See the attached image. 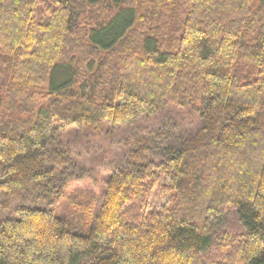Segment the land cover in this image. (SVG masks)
Segmentation results:
<instances>
[{"label":"trees","instance_id":"trees-1","mask_svg":"<svg viewBox=\"0 0 264 264\" xmlns=\"http://www.w3.org/2000/svg\"><path fill=\"white\" fill-rule=\"evenodd\" d=\"M170 106L69 192L63 133ZM0 208V264H264V0H0Z\"/></svg>","mask_w":264,"mask_h":264},{"label":"rangeland","instance_id":"rangeland-1","mask_svg":"<svg viewBox=\"0 0 264 264\" xmlns=\"http://www.w3.org/2000/svg\"><path fill=\"white\" fill-rule=\"evenodd\" d=\"M59 76L64 78V72ZM63 81L65 80L59 79L60 83ZM201 123L199 114L192 113L188 109L170 106L155 116L144 117L133 125L119 127L99 137L89 135L84 130L66 131L62 134V142L65 149L72 154L73 161L72 168H69V192L78 184L83 186L90 183L94 187L93 190L99 193L104 177L112 168L119 166L120 161L128 151L127 141L138 136L148 137L163 133L169 137L166 141V144H169L173 140L180 139L183 134L196 131ZM74 165L75 169H73ZM74 171L76 172L74 173ZM75 176L80 177L78 181L73 179ZM27 205L31 206L30 204ZM12 215V211L5 212L0 208L1 217H11ZM233 221L232 217L228 218L222 227H225L226 230L232 229Z\"/></svg>","mask_w":264,"mask_h":264}]
</instances>
